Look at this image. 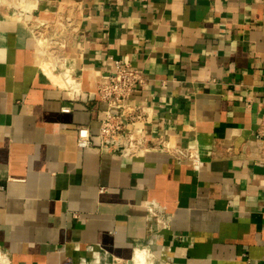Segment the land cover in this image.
<instances>
[{"label":"crops","instance_id":"obj_1","mask_svg":"<svg viewBox=\"0 0 264 264\" xmlns=\"http://www.w3.org/2000/svg\"><path fill=\"white\" fill-rule=\"evenodd\" d=\"M117 60L148 79L134 157L101 147ZM138 250L264 264V0H0V264Z\"/></svg>","mask_w":264,"mask_h":264},{"label":"built area","instance_id":"obj_2","mask_svg":"<svg viewBox=\"0 0 264 264\" xmlns=\"http://www.w3.org/2000/svg\"><path fill=\"white\" fill-rule=\"evenodd\" d=\"M105 78L106 82L100 84L97 91L98 100L107 106L101 119V147L123 157L137 156L145 148V140L137 130L135 117L125 118L126 106L131 95L147 83L145 71L117 60ZM77 136L80 146L91 144L88 128H79ZM160 145L164 146V143L160 142ZM174 152L180 156L187 155L178 148Z\"/></svg>","mask_w":264,"mask_h":264},{"label":"bare ground","instance_id":"obj_3","mask_svg":"<svg viewBox=\"0 0 264 264\" xmlns=\"http://www.w3.org/2000/svg\"><path fill=\"white\" fill-rule=\"evenodd\" d=\"M147 258H148L147 252L138 250L134 257V262L135 264H146Z\"/></svg>","mask_w":264,"mask_h":264},{"label":"rangeland","instance_id":"obj_4","mask_svg":"<svg viewBox=\"0 0 264 264\" xmlns=\"http://www.w3.org/2000/svg\"><path fill=\"white\" fill-rule=\"evenodd\" d=\"M19 5H20V2H19Z\"/></svg>","mask_w":264,"mask_h":264}]
</instances>
